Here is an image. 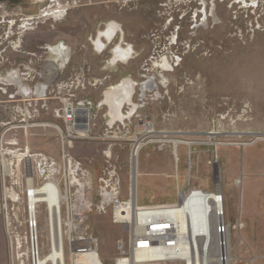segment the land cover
<instances>
[{"label":"rangeland","instance_id":"obj_1","mask_svg":"<svg viewBox=\"0 0 264 264\" xmlns=\"http://www.w3.org/2000/svg\"><path fill=\"white\" fill-rule=\"evenodd\" d=\"M44 1L14 0L19 18L39 14L40 17L34 19L37 24L26 25L25 22H31L29 19L18 20L17 43L4 52L7 61L0 59V76L4 78L5 73L15 71L21 84L30 87L29 79L40 69L46 56L43 45L58 47L62 46L57 45L61 42L66 45V51L69 48V57L66 64L57 69L55 83L74 81L75 84L64 91L65 95L74 94L92 101L94 107L99 106V102L101 106L92 111L90 136L82 140L65 136L64 149L61 136L51 126H37L26 136L18 133L20 144L23 141L31 151L47 155L58 165L63 161V151L80 160L89 170L92 191L104 162L103 151L113 145L120 166L122 190L127 195L134 164H130V144L119 143L121 140L106 137L103 132L107 122L128 118L132 121L128 136L132 137L143 129L142 121L146 119L156 131H176L178 138L200 144L191 147L178 144L175 154L166 142L146 144L138 159V169L141 164L145 167L146 182H141L138 176L137 190H134L137 191V204H171L177 201L178 191H187L188 185L213 190L218 180L226 196L225 219L235 221L239 192L235 184L240 183L241 176L234 177L240 172L239 153L234 149L240 150L263 140L256 137L264 135V0H56L60 5L55 2L52 7L60 10L54 12L53 18L50 11L46 13L47 9L43 15L38 10ZM204 6L209 14L216 9L215 16H209L207 22L203 20ZM110 22L118 26L117 33L110 40L102 37L103 46L96 50L92 40ZM116 45L130 48V57L112 62ZM118 49L117 55L121 52ZM164 55L174 65L171 72L162 71L154 63H160ZM50 57L58 60L52 51ZM123 63L132 69L130 77L113 81L101 76L103 72L117 73ZM96 72L101 75L96 76ZM164 77L166 83L162 85ZM128 81L132 83L131 102L137 105L134 112L129 101L123 99L115 103L111 98L112 93ZM52 88L56 91L55 84ZM3 100L5 97H0V122L7 117L4 106L12 104ZM114 103L116 107L112 108ZM51 104L57 107L59 101L52 100ZM45 118L52 123L55 121L51 113ZM210 135L223 144L208 143ZM10 139L8 133L5 140L10 142ZM3 146L12 147L11 144ZM214 154L218 162L211 166L208 160ZM22 165H19L21 175L18 178L0 174V264H18L20 260L30 264ZM226 166L228 173H223ZM57 172L54 178L61 183L62 176ZM246 179L243 177V181ZM236 180L239 182L235 183ZM42 182L41 177L35 176L36 186ZM6 189L13 191L18 199H5ZM82 215L84 236L95 238L97 257L111 263L116 254L115 242L123 238L125 232L111 221L109 212L97 214L95 208H91ZM44 216L45 208L41 205L38 219L42 242L45 240ZM258 224L257 220L249 221L248 226L258 228ZM260 230L264 231L263 219ZM241 232H244L241 228L231 230L233 264H264V238L250 245Z\"/></svg>","mask_w":264,"mask_h":264},{"label":"built area","instance_id":"obj_2","mask_svg":"<svg viewBox=\"0 0 264 264\" xmlns=\"http://www.w3.org/2000/svg\"><path fill=\"white\" fill-rule=\"evenodd\" d=\"M58 44L63 43L60 42ZM53 47H55V45L44 46L43 49L45 50L46 56L43 61L41 60L42 65L40 69L35 71L37 77L33 74L29 79L30 87L27 88L26 92L21 93L18 92L16 86L9 84L5 85L4 82L6 81L5 79L8 78L9 73L13 74L15 71L5 73L4 78L0 76V93L5 97L3 102H12L11 105L4 106L8 113L6 119L0 122V174L4 177L14 175L18 178L21 175V168L19 165L22 163V170L26 183L25 198L28 196V191L26 190L27 178L31 179L32 186H36L34 184V178L36 176L42 178L43 182L40 185L43 186L51 180L58 187V192H56L55 195L57 196L59 211H56L55 216L51 217L49 211H47L48 214L46 215L47 203L43 202L45 208V216L43 219L45 229V234L43 236L45 237L44 242L41 241L42 236L39 227V204H36L35 211L33 210L31 214L28 204L26 203L27 215L25 224L28 244L27 255L30 264H36L39 256L46 254L50 257L54 252L63 253L64 264H82L79 259L83 256L92 264H107L103 262L102 258H96L98 251L96 239L85 237L83 234V224L85 221L82 213L86 209L90 210L91 208H95L97 214L109 212L111 221L118 224L122 231L125 232V236L115 242L116 254L113 261L108 264H174L170 258L152 259L147 257V255L155 253L160 248L173 247L175 245L177 233L174 228H171L169 222L160 219V217L154 216V219L148 222H143V220L140 219V214L147 212L149 209L137 204L135 197L136 191H133L131 184L127 191V195H124L120 180V166L115 159L116 156L113 153V145H109L105 151H103L104 162L95 178L96 188L92 191L88 178L90 174L89 170L84 167L80 160H77L72 155L66 154L65 151H63V161L58 165L56 162L52 161L50 157H47V155H43L38 151H31V148L24 144L23 141L21 142L22 144H20L18 133H23L26 136L37 126H51L55 128L61 136L63 149L65 147V136H71L72 138L82 140L90 136L92 132V111L97 104L94 107L93 102L90 100L83 99L82 97H75L74 94L65 95L64 91L67 90V87H71L74 81H58L55 83L57 76L49 77L48 80L46 79L47 85L42 95L36 92L37 85L45 81L40 75V70L46 65L48 60H50V53ZM96 48L95 46V49ZM98 49L99 48L96 50ZM67 53L69 57L68 47ZM121 54L123 56L126 55L124 60L128 59L130 57V48H123ZM104 79H106V77ZM54 84L56 91L52 88ZM60 93H62V96H60ZM57 94H59V96H57ZM52 100H58L59 106L52 107ZM98 105L97 107H100L101 103L99 102ZM49 113L55 118L53 123L45 118ZM123 113L126 115L127 110L124 109ZM135 116L137 117V114ZM123 120L107 122L103 133L106 134V137L121 140L119 143L129 142L130 164L134 163V157H136L135 152L139 150L136 148L137 144L135 143L137 138L144 141L142 144H146L149 142L148 140L150 138L157 137V141H150V144L156 142L165 144L166 142L171 147L172 152H175L178 145L177 141L179 140L178 132L156 131L153 129L155 131L148 135L145 127L146 124H149V121L146 119L142 121L139 118V121L141 120L143 123V129L138 135L131 137L128 136V134L129 125L132 124V121L128 118ZM8 133L11 134L10 142L5 140ZM198 143L200 144L199 141H193L189 147ZM6 144H11L12 147L3 146ZM201 144L204 143L202 142ZM217 162L218 158L216 154L208 160V164L211 166L216 165ZM57 171H59L62 176L61 183L54 178V175L58 173ZM238 182L239 180H236L235 183ZM191 188L192 187L188 185L187 191ZM12 192L13 191L10 192V190L7 189L4 190L5 199L8 198L12 200L10 196ZM221 197L222 194H220V198ZM95 198H97L96 201ZM132 199L133 203L131 201ZM5 221L7 226L10 225L6 212ZM240 225V222L230 225L224 218L222 221L216 222V231L218 234H224L226 230H229L231 234V230L240 228ZM136 228L139 229L138 232L137 230L135 231ZM52 229L54 231H52ZM224 242L223 238L219 239L220 245H224ZM45 264H53V261L48 258ZM84 264H88V262Z\"/></svg>","mask_w":264,"mask_h":264},{"label":"bare ground","instance_id":"obj_3","mask_svg":"<svg viewBox=\"0 0 264 264\" xmlns=\"http://www.w3.org/2000/svg\"><path fill=\"white\" fill-rule=\"evenodd\" d=\"M212 6L215 8L216 4L213 3ZM59 10L60 8H53L49 10L52 14L51 17L53 18L54 12H59ZM49 11H46V13H49ZM202 12L204 14L203 20H206L207 22L209 16H215L216 9L210 10L209 14L206 6H204ZM25 24L27 25V22ZM65 49L66 48L64 45L53 47L52 52L56 54V58H58V60L50 59L46 63L45 67L42 68L40 75L45 70V73L43 72L41 75L45 81L40 82L36 87V92L40 93L39 95H42V92L47 85L46 81L48 78L57 75V73H59L57 72V69L62 68L66 64L65 62L68 59V53ZM154 63L164 72L173 71L174 65L169 62L166 55L160 59V63ZM5 80V85H16L18 91L21 93L27 91V88L21 84V79L15 74V72L9 75ZM160 83L162 85L166 83L165 77ZM149 84L151 83H148V85ZM131 95L132 83L128 81L121 87L119 91L115 90L112 93L111 98L114 99L115 103H119L123 99L129 101L134 112L135 108H137V105L131 102ZM115 103L113 104L112 108L116 107ZM145 128L148 135L155 131L153 130L154 126L152 122L146 124ZM214 133L215 132H209V134ZM209 137H211V135ZM157 139V137H152L146 144H150V141L155 142ZM256 139H264V135H257ZM135 143L137 144L136 148L139 150L135 152L136 157H134L133 161V187H135V190H137V179L140 175V170L138 169L139 153L146 144H142L144 141H141L138 138L136 139ZM177 143L190 146L193 143V140L179 138ZM208 143H211L214 146L223 144L222 142L216 140L215 136L213 138L211 137L208 140ZM218 182L219 181L217 180L216 187L213 190H204L198 187H192L189 191L179 190L177 193V201L173 204H162L164 206H144L149 210L140 214V219L143 220V222L153 220V217L157 216L160 217V219H164V221L169 222L171 224V228H174L177 233V238L173 247L160 248L155 253L147 255V257L152 259L164 257L170 258L174 264H233L234 260L231 251L230 231L226 230L224 234H218L216 231V222L222 221L225 216L223 196L220 198L221 190ZM26 190L28 191L26 203L28 204L31 214L33 210L35 211L36 204L38 203L40 207L43 205V202L47 203L46 215L48 214L47 211H49V214H51L52 217L55 216L56 211H59V204L57 201V196L55 195V193L58 192V187L53 181L50 180L43 186H32L31 179L27 178ZM10 196L13 201L18 199L14 192L10 193ZM131 201L133 203V199ZM136 230L137 232L139 231L138 228H136L135 231ZM52 231L54 230L52 229ZM221 238H223L225 241L224 245L219 244V239ZM48 258L53 261V264H64V256L61 252H54L50 255V257H48L46 254L39 256L36 264H45ZM96 258L99 259L97 256ZM80 262L82 264L86 262H88V264H92L87 258L82 261L80 260ZM18 264H24L23 260H20Z\"/></svg>","mask_w":264,"mask_h":264},{"label":"crops","instance_id":"obj_4","mask_svg":"<svg viewBox=\"0 0 264 264\" xmlns=\"http://www.w3.org/2000/svg\"><path fill=\"white\" fill-rule=\"evenodd\" d=\"M89 52H91L89 50ZM118 64V63H116ZM120 65V63L118 64ZM131 68L126 63L119 66L117 73H105L103 72L102 75L100 73H95L96 76L101 75L102 77L107 76L108 79H113V81H119L120 79H125L130 77L131 75ZM100 76V77H101ZM113 106V105H112ZM226 147V146H222ZM232 149V147H229ZM235 152L239 153V174H235V176H241L240 183L235 186L238 188V216L235 221L231 219H225L227 223L230 225L236 224L237 222L241 223V229H243L242 237L248 244H255L258 240L264 238V231L260 230L262 225V219L264 220V139L256 141L252 145H248L247 147L241 148L240 150L234 149ZM176 153V152H175ZM227 167V168H226ZM222 172L228 173V166H226ZM140 181L144 182V171L145 167L143 164L140 165ZM243 177L247 178L243 181ZM233 178V177H232ZM146 182V181H145ZM233 182V181H232ZM216 187V186H215ZM132 188L135 190L136 188L133 187V180H132ZM202 189V188H201ZM205 190V189H204ZM221 194L223 196V206L225 212V200L226 196L222 192L221 186ZM137 196V192H136ZM137 199V197H136ZM138 202V201H137ZM173 204V203H172ZM151 205H162V204H151ZM151 205H141V206H151ZM255 215H259L255 217ZM262 217V218H261ZM225 218V216H224ZM259 222L258 228H253L248 226L249 221ZM257 229V230H256ZM256 240V241H255Z\"/></svg>","mask_w":264,"mask_h":264},{"label":"flooded vegetation","instance_id":"obj_5","mask_svg":"<svg viewBox=\"0 0 264 264\" xmlns=\"http://www.w3.org/2000/svg\"><path fill=\"white\" fill-rule=\"evenodd\" d=\"M4 1H6V3L0 1V59L3 58V59H5V61H7L8 58H7V55H5L4 52L6 51V49L8 47H11L13 45V43H17L15 41H17L18 28H20L19 24H18V20L21 21L23 19H29L31 22L30 23L27 22V24H32V23L37 24L38 21H34V19L39 18L40 14L39 15H35V16L32 15L30 17L27 16V18H19L18 11H16V8H15V6L13 4L14 0H4ZM55 2H56V4L58 6L60 5V3L57 2L56 0H45L43 2V4H41V6H40L41 8H38V10L42 11L41 15H43L45 9H47V11L53 9L52 5H54ZM56 8H58V7H56ZM21 27H24V25H22ZM117 27L118 26L114 22L108 23L106 25L105 29H102V30H100L98 32L97 38L93 39L92 42L95 43V46L97 48L103 46L101 38L103 37V38H105L107 40H110L112 37L115 36V33H117L116 32L118 30ZM106 34L109 35V38L106 36ZM57 45H64V44H57ZM117 47H119L118 50L121 51L119 55L115 54L116 51H117L116 50ZM42 48H44V45H43ZM122 49L123 48L120 45H116L115 46L114 55L111 58L112 62L115 63L117 60L123 61L126 58V55L123 56L121 54L122 53ZM1 53H4L3 54L4 56L1 55ZM0 97H3V96L0 94Z\"/></svg>","mask_w":264,"mask_h":264}]
</instances>
